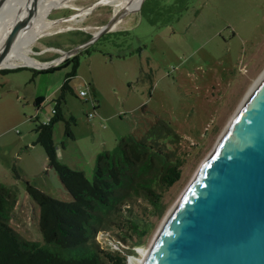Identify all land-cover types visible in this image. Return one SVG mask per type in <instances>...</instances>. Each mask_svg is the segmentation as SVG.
<instances>
[{
	"label": "rangeland",
	"instance_id": "374dc122",
	"mask_svg": "<svg viewBox=\"0 0 264 264\" xmlns=\"http://www.w3.org/2000/svg\"><path fill=\"white\" fill-rule=\"evenodd\" d=\"M99 1L69 0V6L52 8L48 19L63 18L31 43L28 55L43 66H56L61 51L78 46L66 56L77 55L78 65L72 91L61 103L63 115L73 119L72 137L65 134V122L57 121L52 140L57 159L88 180L94 175L95 150L113 151L121 136L141 137L157 121L178 136L170 144L177 145L181 176L164 193L145 235L127 231L131 236L124 240L108 232L97 237L102 247L126 250L127 264H133L151 226L212 139L236 89L264 54V0H142L122 14L114 29L95 36L114 11ZM5 68L0 72V182L15 196L8 223L24 239L55 252V244L43 241L39 208L26 185L59 200L71 199L36 142L35 125L50 118L72 63L50 71L33 65ZM80 89L87 91L86 98L78 95Z\"/></svg>",
	"mask_w": 264,
	"mask_h": 264
},
{
	"label": "trees",
	"instance_id": "16d2710c",
	"mask_svg": "<svg viewBox=\"0 0 264 264\" xmlns=\"http://www.w3.org/2000/svg\"><path fill=\"white\" fill-rule=\"evenodd\" d=\"M69 62L72 68L59 88L52 114L46 122L37 123L35 130L36 142L43 147L48 166L57 173L71 199L59 200L29 183L26 185L28 195L39 208L38 227L43 241L55 244L59 250L52 252L24 239L9 225L15 196L0 182V264H127L126 250L102 247L97 237L108 232L124 240L125 235L131 236L127 231L144 236L151 225L150 218L162 207L164 193L181 176L177 145L170 144L178 136L160 121L143 136H121L113 151L98 153L92 181L81 170L57 159L53 124L64 121L65 134L72 137L71 118L63 115L61 103L66 93L72 91L70 80L76 73L77 55L64 59L60 65ZM8 70L1 68L0 72ZM61 250L68 251L67 255Z\"/></svg>",
	"mask_w": 264,
	"mask_h": 264
},
{
	"label": "water",
	"instance_id": "95a60500",
	"mask_svg": "<svg viewBox=\"0 0 264 264\" xmlns=\"http://www.w3.org/2000/svg\"><path fill=\"white\" fill-rule=\"evenodd\" d=\"M35 2L18 0L0 45V69L28 26ZM114 19L94 35L109 31ZM77 47L64 51L70 52L67 57ZM133 264H264V54L236 89Z\"/></svg>",
	"mask_w": 264,
	"mask_h": 264
},
{
	"label": "bare ground",
	"instance_id": "6f19581e",
	"mask_svg": "<svg viewBox=\"0 0 264 264\" xmlns=\"http://www.w3.org/2000/svg\"><path fill=\"white\" fill-rule=\"evenodd\" d=\"M69 0H36L29 14L28 26L22 32L17 44L12 51L3 59L1 67H15L18 65H33L43 66L44 63L29 56L30 45L41 35L48 34L59 20L48 19V12L55 7L69 6ZM142 0H100L99 3L111 4L114 8L113 16L115 19L110 25V29H114L121 21L122 14L137 9ZM18 0H0V45L10 31L12 22L14 20L15 8ZM92 7V6H90ZM89 7L80 8L78 12L66 17L63 20L73 19L78 14L87 12ZM22 15V14H21ZM112 17V16H111ZM97 34V31L94 32ZM55 49V48H52ZM70 52L61 51L57 60L65 58Z\"/></svg>",
	"mask_w": 264,
	"mask_h": 264
},
{
	"label": "built area",
	"instance_id": "2783aa9c",
	"mask_svg": "<svg viewBox=\"0 0 264 264\" xmlns=\"http://www.w3.org/2000/svg\"><path fill=\"white\" fill-rule=\"evenodd\" d=\"M78 95L81 96V97H85V98H86V96H87V91L84 90V89H80V90L78 91ZM89 116L91 117L92 114L90 113Z\"/></svg>",
	"mask_w": 264,
	"mask_h": 264
},
{
	"label": "crops",
	"instance_id": "0c3cea01",
	"mask_svg": "<svg viewBox=\"0 0 264 264\" xmlns=\"http://www.w3.org/2000/svg\"><path fill=\"white\" fill-rule=\"evenodd\" d=\"M94 101H95V99H93V101H92V108H93V109H95L96 106H97V105L94 103ZM102 150H103V149H101V151H102ZM99 152H100V149L95 150V153H94L95 156H96Z\"/></svg>",
	"mask_w": 264,
	"mask_h": 264
},
{
	"label": "flooded vegetation",
	"instance_id": "af4514ba",
	"mask_svg": "<svg viewBox=\"0 0 264 264\" xmlns=\"http://www.w3.org/2000/svg\"><path fill=\"white\" fill-rule=\"evenodd\" d=\"M47 18V17H46ZM66 59V58H65ZM62 61H60V63H61ZM43 69V68H42Z\"/></svg>",
	"mask_w": 264,
	"mask_h": 264
}]
</instances>
